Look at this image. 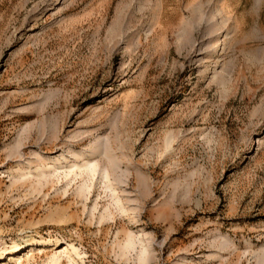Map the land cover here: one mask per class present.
Here are the masks:
<instances>
[{
	"label": "rangeland",
	"instance_id": "rangeland-1",
	"mask_svg": "<svg viewBox=\"0 0 264 264\" xmlns=\"http://www.w3.org/2000/svg\"><path fill=\"white\" fill-rule=\"evenodd\" d=\"M0 254L264 264V0H0Z\"/></svg>",
	"mask_w": 264,
	"mask_h": 264
},
{
	"label": "bare ground",
	"instance_id": "bare-ground-1",
	"mask_svg": "<svg viewBox=\"0 0 264 264\" xmlns=\"http://www.w3.org/2000/svg\"><path fill=\"white\" fill-rule=\"evenodd\" d=\"M78 167L76 163H73L71 165V168H75ZM80 168V167H78ZM33 240L31 238H27L25 239V241L23 243H19V244H14L13 246H11V248H9L8 250H6V255H15L16 253H19V251H23L25 249H23L25 246L28 247L32 244ZM24 244V245H23ZM66 248H64L63 250H65ZM16 257V256H15ZM3 258V254H0V261ZM14 258V257H12ZM15 259V258H14ZM1 264V262H0Z\"/></svg>",
	"mask_w": 264,
	"mask_h": 264
}]
</instances>
